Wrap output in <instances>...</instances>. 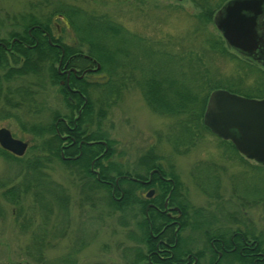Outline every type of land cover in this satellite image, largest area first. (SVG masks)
Returning a JSON list of instances; mask_svg holds the SVG:
<instances>
[{
  "label": "trees",
  "instance_id": "trees-1",
  "mask_svg": "<svg viewBox=\"0 0 264 264\" xmlns=\"http://www.w3.org/2000/svg\"><path fill=\"white\" fill-rule=\"evenodd\" d=\"M193 1H196V6L200 8V11L206 17H212L214 8L209 6L207 0ZM84 12L81 10V14L78 9L71 7L66 9L53 8L50 12L51 15L55 14L65 17L68 26L75 33L73 36L74 40L71 43L61 44L63 49L61 63L64 62L67 55L77 51V41L81 42V40L88 37L90 40L87 41L89 44L86 54L99 63L97 71H102L104 74H101L98 78L83 76L80 79L70 74L68 86L70 89L74 88L75 91L69 90L66 85L59 86V93H61L67 108H69V114L66 113L60 116L58 111L52 110L50 122L40 119L37 122H30L27 127H22L24 132L38 138V141H33L27 147L23 155L15 156L0 147L1 155L16 161L19 165L16 172L11 174V177H0V196L15 206L13 210L15 212V220L17 221L18 218H21L22 221L18 224L22 231L31 227L32 223L39 218V222L30 230L31 246L26 251V254L38 263L44 260L42 246H48V243L51 246L52 241L64 237L67 224L69 223L68 211L72 195L67 190L68 187L50 178L46 169L51 164L58 163L66 168L67 172L64 171L69 176L70 185L75 187L76 196L74 198L77 197L75 205L78 207L84 206L90 210H96L98 206H103L106 209L103 212L106 216L117 213L116 218L120 221V214L122 212L125 213L129 204L136 203L137 209L138 207L140 208V205H143V202L139 199L136 200L137 195L132 192V188L134 189L136 184L123 176L131 175L143 178L145 173L137 172L132 175L122 171L119 168V163H114L108 159L113 153L111 144L114 140L109 139L101 128V119L106 115L111 103L119 96L118 89L124 88L126 86V78L129 80L133 75L129 67L133 68V66L139 64L137 72L140 70L142 73V76H139L141 78L139 83L140 90L149 108L158 114H173L176 116L175 132L174 134L172 133L175 143L174 149L178 150L176 152L186 151L189 146L195 145L200 138L201 129L208 130L202 123V117L211 90L222 87L245 97L259 98L264 96V73L262 71L252 65L243 64L246 66L245 68L243 65L240 66L242 70L248 67L247 70H244L245 74L254 73V70H256L255 72L258 75L253 79V83L263 88L254 90L247 88L250 84L246 85L244 83V77L238 73L239 70L237 68L235 70L236 75L231 78V81H228L231 84H223L221 80L216 79L215 81L212 78L213 74L208 69L204 54L200 52L202 49H188L182 50L178 54H169L163 48L164 45L158 42V47L161 46L162 49L159 48L158 51L155 49L154 53L142 50L137 55V60L134 58L132 60L133 64H131L127 48L128 45L129 47L133 46V43L127 40L129 38L136 39L137 37L128 33L120 25L113 24L104 15H92ZM20 20L23 22V30L21 32L14 31L10 34V37H16L19 40L12 42L10 50L2 46V43L7 44V42L0 37V78L2 77L3 80L7 81V83H4L7 85L3 88L2 80L0 79L1 97L5 104L9 106L8 108L14 110L22 109L27 111V113L39 114L45 108V101L43 103L36 102L34 96L37 89L43 90V81H47L50 85L56 83L59 75L54 65L58 61L60 51L50 45L46 41V36L41 32V29H43L50 36V41H57L50 35L49 17L41 20L33 15H28L26 17L20 16ZM28 28H31L30 33L27 32ZM104 31L105 34H102ZM101 36L108 38L111 42L114 41V47L118 43L119 48L114 51L118 54L115 59L108 48L105 49L100 41H96ZM137 40L138 45H145V43L139 44V40L143 41L142 38H137ZM111 42L108 45L106 42L103 43L111 47ZM152 43L154 42L152 41ZM148 45L150 48L153 44ZM203 45L208 52L216 51L222 56L223 52H225L219 38L215 39L207 36L203 40ZM139 55L141 56L140 58H138ZM143 60L154 63V66L152 68L149 66L148 69H145ZM169 62L174 65V69L170 70L168 68ZM88 63L89 60L87 58L75 54L68 61L67 66L77 67L81 71ZM141 69H144V72ZM102 77L103 79L99 81L98 79ZM221 83L222 85H220ZM232 85L235 89H232ZM11 97L13 101H11ZM83 100L85 101L83 102ZM73 109L76 110V113L78 112L77 117H73ZM5 115L8 116L9 114ZM14 115L17 116L16 114ZM59 116L64 118V120H58L55 125L53 122ZM55 129H57L59 134H66L67 145L64 147L63 155H71L73 158H62L60 156L62 139ZM226 144L224 142L225 146ZM240 158L242 157L240 156ZM152 159L153 155L148 152L141 154L137 162L142 164L143 168L147 170L156 167ZM256 166L264 170L263 164L257 163ZM95 168H97V175L91 170ZM112 172L113 174H111ZM160 174L163 175L162 169ZM167 176L172 179L174 188L178 187L176 176L171 171ZM115 179H117V184L122 192L118 200L114 199V195L120 196L119 191L116 188H113L112 191L110 184L107 183V181L113 182ZM152 179L160 181L155 174H152ZM120 183L123 185L121 186ZM165 188L167 187L162 189L165 190ZM247 190H249L248 193L250 195L248 197H250V200L245 201L247 198L242 195L239 197L240 205L243 206L249 201L251 205L260 210V217L264 218V185L254 186ZM232 195L234 196L235 194L232 193ZM131 197L132 202H129ZM236 198L238 199L237 195ZM173 199L172 193L169 201L172 202ZM26 200L29 202L27 205L29 211L24 215L22 208H24L23 203ZM174 200V204L181 210L175 244L187 246L185 249H180V258L175 260L184 262L183 256L190 254L189 261H191L192 255L197 257V261L194 264H207V262L203 263L204 253L200 249L196 250L192 249L191 246L188 247V245H191L192 236L196 235L204 238L207 246L211 242L218 248L220 245L230 248L232 246L230 238L235 242V250L223 251L221 258L215 264H264V234H261L260 231L254 233V226L250 222L242 221L235 214L227 213L231 222L243 224L242 228L237 226L238 228L231 229L230 226L217 224L215 218L211 220L205 218L197 213L198 209H192V214H189L187 210L188 204L183 197L182 199ZM158 201H161V198H158ZM139 214L141 218H139ZM142 215L143 211L140 210L134 217L138 218L136 219V226L139 232L138 238L141 239V243H144L148 249L155 244L157 238L165 241L167 238H173L172 225H166L158 233L167 222L163 214L150 209L147 217ZM50 217L53 218L51 223L48 221ZM97 217L100 218L99 216ZM120 223L122 225L126 224V222ZM48 224L51 227L50 229L46 227ZM56 226L60 228L55 229ZM186 228L190 229L191 232L189 234H180ZM149 233H158V235L153 238L150 237ZM239 236L247 240L253 248H243L239 252L238 250L243 244ZM209 251L211 256L208 259V263H211L215 258V254L211 250ZM256 252H260L261 255H255ZM69 255L70 253H67L60 260H55L54 264H70ZM134 257L136 260L142 258L143 253L141 250L138 248L134 249ZM163 262L166 264L165 261ZM146 263L150 264L148 261Z\"/></svg>",
  "mask_w": 264,
  "mask_h": 264
},
{
  "label": "rangeland",
  "instance_id": "rangeland-1",
  "mask_svg": "<svg viewBox=\"0 0 264 264\" xmlns=\"http://www.w3.org/2000/svg\"><path fill=\"white\" fill-rule=\"evenodd\" d=\"M207 1L209 6L214 8L213 15L214 11L227 0ZM195 2L193 0H0V37L4 38L7 46L11 39L10 34L14 31L21 32L23 30V22L20 20V16L33 15L41 20L49 17L50 35L54 38L57 37L56 40L59 43H71L75 33L68 26L65 17L50 14L53 8L66 9L71 7L78 9L80 13L82 10L85 11L84 13L88 12L92 15H104L113 24L120 25L137 38H142L144 42L139 40V44L145 43V45H138L137 38L127 40L133 43V46L129 47L128 45L127 48L131 64H133L134 58L137 60L136 57L142 50L152 53L155 49L158 51L161 48V46L158 47V42L164 45L163 48L169 54H178L180 51L188 49H202L200 52L204 54L208 69L213 74L212 78L215 81L218 79L223 84L229 83L228 81H231V78L236 75L235 70L237 68L238 73L244 77V83L250 84L247 88L252 90L263 88L253 83V79L258 75L256 70L251 74L244 73L248 67L242 70L240 66L246 62V59L231 51L215 27L212 17H206ZM30 29L27 30L30 31ZM102 34H105V31ZM44 35L47 41L50 36L48 33ZM207 36L220 39L225 50L223 56L216 51L208 52L206 50L203 40ZM105 39L106 37L101 36L96 41H100L105 49L108 48L115 59L118 54L114 51L118 50V43L114 47V41ZM88 40L90 38L87 37L81 42H76L78 44L76 48L79 52L86 53L88 51ZM108 41L111 42V47L107 46L110 44ZM103 42H106L107 45ZM148 44L153 45L149 48ZM140 57L139 55L138 58ZM57 63L58 61L55 63V67ZM169 63L168 68L174 69V65ZM143 64L145 69L154 66V63L148 60H143ZM138 67L139 64L133 68L129 67L133 74L131 79L126 78V86L118 89L119 96L111 103L106 115L101 119V128L109 139L114 140L111 144L113 153L108 159L114 163H119V168L122 171L132 175L137 172L145 173L143 178L147 177L150 169H156L160 172L162 169V176L164 177H168L167 174L171 171L176 176L178 183L179 195L175 199L179 200L182 197L185 199L189 214H192V209H198L197 213L209 220L215 218L217 224L230 226L231 229L242 228L243 224H234L229 220L227 213H232L240 220L250 222L254 226V233L260 231L261 234H264V218L260 217V210L251 205L249 201L241 206L239 200L242 195L247 198L245 201L250 200L247 189L264 185V170L256 166L257 163L253 160L242 156L240 158L238 154L235 156L233 151L226 149L224 142L208 130L201 129L200 138L195 145L189 146L186 151L176 152L178 150L174 149L173 138L176 116L158 114L149 108L140 90L141 78L139 76H142V73L140 70L137 72ZM255 68L264 72L260 67ZM141 70L144 72V69ZM101 72L85 74L84 77L98 78L104 74ZM176 74L179 77L177 71ZM0 79L4 88L7 85L4 83L7 81L3 80L2 77ZM102 79L103 77L98 80ZM43 83V90L37 89L34 96L36 102L43 103L45 101V105L43 104L45 108L39 114L27 113L22 109L8 108L9 106L2 100V93L0 92V126L9 129L14 137L26 141L27 147L33 141H38V138L24 132L22 127H27L30 122H37L40 119L50 122L52 110L58 111L60 116L69 114V108L59 93V85L56 83L50 85L47 81H43ZM234 83L237 85L236 82ZM217 88L223 89L222 87ZM232 89H235L233 85ZM10 99L13 101L12 97ZM5 114L9 115L6 116ZM73 115V117L78 116V112L76 113L74 109ZM55 131L58 133L57 129ZM58 135L62 139L60 156L62 155L61 157L64 158L63 150L67 145V139L63 135L66 134L58 133ZM148 152L153 155L152 160L156 167L145 170L142 164L137 161L141 154ZM66 156L73 158L71 155ZM18 166L16 161L0 154V177H11ZM50 166L46 169L50 178L68 187L67 190L72 195L68 211L69 223L64 237L52 241L51 246H49L50 243H45L48 246H42L44 260L39 263L34 261L31 256L26 254V251L31 246L30 230L36 226L39 218L32 223L31 227L22 231L18 224L22 221L21 218L15 220V212L13 211L15 206L0 196V264H54L55 260H60L67 253H70V264H147L144 254L142 258L137 260L134 257V249H137L135 247L137 246L141 250V245H144L138 238L139 232L136 226V219L138 218L134 217L140 211L139 208L137 209V204H129L125 213L120 214V221L116 218L117 213L115 212L111 216H106L103 213L106 210L103 206H98L96 210H90L84 206L78 207L75 205L77 201V197L74 198L76 196L75 187L70 185L66 168L58 163ZM91 170L97 175V168ZM152 171L154 170H150L149 174ZM152 174L149 184L135 183L136 187L132 188V192L137 195L136 200L141 198L140 191H144L147 186L155 184ZM123 177L131 181L136 178L131 175ZM120 185L123 184L120 183ZM232 193L235 195L233 196ZM114 197L118 198L119 196L116 194ZM129 202H132V197ZM28 204V200L23 203L24 215L29 211L27 209ZM138 216L141 218L140 214ZM52 220L53 218L50 217L48 221L51 223ZM120 222H126V224L122 225ZM49 224L46 226L48 229L51 228ZM59 228L56 226L55 229ZM190 232V229L186 228L180 234H189ZM190 244L192 249L203 248V251L207 250L205 248L207 246L206 241L200 236H192ZM208 258V254L204 253L203 263Z\"/></svg>",
  "mask_w": 264,
  "mask_h": 264
},
{
  "label": "water",
  "instance_id": "water-1",
  "mask_svg": "<svg viewBox=\"0 0 264 264\" xmlns=\"http://www.w3.org/2000/svg\"><path fill=\"white\" fill-rule=\"evenodd\" d=\"M261 8L264 10V0H227L215 12L213 23L227 44L237 47L253 37L256 15L261 13ZM98 66L96 64L95 69ZM202 123L217 136L229 138L247 159L264 165V97L250 98L225 89H213L207 98ZM231 128L236 134L230 132ZM0 147L21 156L27 142L13 137L9 129L0 126Z\"/></svg>",
  "mask_w": 264,
  "mask_h": 264
},
{
  "label": "flooded vegetation",
  "instance_id": "flooded-vegetation-1",
  "mask_svg": "<svg viewBox=\"0 0 264 264\" xmlns=\"http://www.w3.org/2000/svg\"><path fill=\"white\" fill-rule=\"evenodd\" d=\"M222 5H220L216 9V11ZM262 8H261V10H262ZM216 11H214V14L212 15V21H213V17L215 15ZM256 17H257V22H256V25L253 26V37L252 38L247 39L246 41L240 42L237 45V47H232L229 44H227V42L224 39L223 40H224L225 44L231 49V51L235 55H239V56L246 59V62H244L242 64H245L248 66L252 65L255 67H260L262 70H264V10H262L261 13L257 14ZM27 31H28V33H30L29 30H27ZM41 32H42V34L47 35V33L43 29H41ZM56 38L57 37H55L54 39L56 40ZM14 41H19V40L16 37H11L10 41L8 42V45L6 46L5 44L2 43V46L8 50L10 48V46L12 45V42H14ZM47 42L50 45L56 47L60 51V54L58 56V63L56 65V71L60 77V78L56 79L57 85H59V86L66 85V87L69 90L75 91L74 88L70 89L68 86V80H69L70 74H72L75 78L80 79L85 74H89V73L95 74V72L99 69V66H98V68L95 69L96 64L99 65L98 62H96L93 58L88 56L86 53L81 52V51L79 52L78 50L72 54L67 55L65 57L64 62L61 63V59H62L61 57L63 55V49L61 46L62 42L59 43L58 41H50V38L47 40ZM63 44H65V43H63ZM75 54H79V55H81V57L87 58L89 60V63L91 62L90 65L87 66L89 64L88 63L84 67V69L81 71H79L77 67H74L71 65L67 66L68 61L71 58H73V56ZM72 68L74 69V72L71 71ZM234 94H236V93H234ZM237 95H239V94H237ZM263 97H259V98H263ZM250 98H257V97H250ZM259 98H257V99H259ZM84 101L85 100H83V102ZM58 120L62 121V118L61 117L57 118V120H55L53 123L56 125ZM230 132H233L234 134H236V131L233 128L230 129ZM212 134H214V133H212ZM214 135L217 136L216 134H214ZM63 136H66V135H63ZM217 137L221 141L227 143L226 149L228 151H233L235 153L234 154L235 156H237V154H238V156L245 157L243 154H241L234 147V145L232 144V142L229 138H221L219 136H217ZM64 158H70V157L65 156ZM250 160H252V159H250ZM150 170H154L151 172V174L152 173L155 174L160 179V181H154L155 184L153 186L149 185L145 188L144 191L139 192V194L141 195V198H139V200L141 202H143V205H140V208L139 207L138 208L143 211V217H147V213L150 209L156 210L160 214H163L165 216L167 222L162 226L161 230L158 233H160L166 225H172L173 238L172 239L167 238L166 241L164 239H158L157 238L155 241V244L152 245L149 249L147 246H145V244L141 245V247H142L141 252L146 256V259L148 262H150V264H165L163 261H165L166 264H194L197 261V257L195 255L191 256V261H189L190 254H185L183 256V258L185 259L184 262H181V261L179 262L178 260H175V259L180 258L179 257L180 249L181 248L185 249L187 247V246H178L175 244L176 239H177L176 238V236H177L176 232L179 228V216L181 215V210L179 209V207L177 205L173 204L175 202V200H174L175 197L177 195H179L178 187L174 188V183L169 176L168 177L162 176L160 174V172L156 169H150ZM150 170L148 171V175L146 178H137L136 177L135 180H132V182H134L136 184H142V185L149 184L150 183V176H151V174H149ZM130 178H133V177H130ZM107 183L110 184L112 191H113V188H116L119 191L120 196L118 198L114 197V199L118 200L122 195V192L120 191V187L118 186L117 183L114 184V181L113 182L107 181ZM163 187H167V188H165V190H163L162 189ZM172 193H173L174 199L171 202V201H169V198H170V195ZM158 198L159 199L161 198V201H158ZM158 233H149V235H150V237L156 238ZM239 238H240V241L243 243L242 246L238 250L239 252L243 248H245V249H252L253 248L250 246V243L247 240L243 239L242 236H239ZM230 242L232 244V246L230 248H226L222 245H220L218 248V247H216V245H214L213 243L210 242L209 246H206V247L204 246L205 248H207V250L203 251L202 250L203 248L200 249L202 253H207L209 258L211 256L209 250H211L213 252V254H215V258L211 263L210 262L208 263L209 258L206 260L207 264H215L218 261V259L221 258V253L223 251L227 252V251L235 250L236 246H235V242L233 241L232 238H230ZM190 246L191 245H188V247H190ZM135 248H138V247L136 246ZM257 254L261 255L260 252L255 253V255H257ZM151 256L153 257V259Z\"/></svg>",
  "mask_w": 264,
  "mask_h": 264
}]
</instances>
